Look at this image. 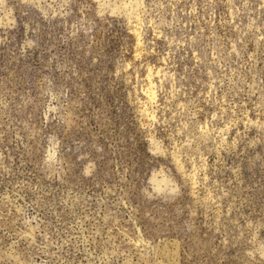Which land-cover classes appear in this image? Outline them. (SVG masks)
I'll return each mask as SVG.
<instances>
[{"label":"rangeland","instance_id":"1","mask_svg":"<svg viewBox=\"0 0 264 264\" xmlns=\"http://www.w3.org/2000/svg\"><path fill=\"white\" fill-rule=\"evenodd\" d=\"M0 264H264V0H0Z\"/></svg>","mask_w":264,"mask_h":264}]
</instances>
